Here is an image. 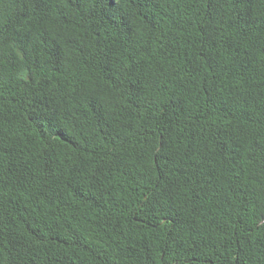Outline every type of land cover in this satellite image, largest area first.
I'll return each mask as SVG.
<instances>
[{
  "label": "trees",
  "instance_id": "1",
  "mask_svg": "<svg viewBox=\"0 0 264 264\" xmlns=\"http://www.w3.org/2000/svg\"><path fill=\"white\" fill-rule=\"evenodd\" d=\"M0 264H264V0H0Z\"/></svg>",
  "mask_w": 264,
  "mask_h": 264
}]
</instances>
